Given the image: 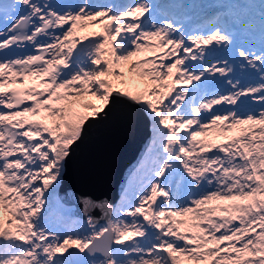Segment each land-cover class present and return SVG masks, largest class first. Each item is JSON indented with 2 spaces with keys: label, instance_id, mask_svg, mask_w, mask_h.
I'll return each instance as SVG.
<instances>
[{
  "label": "snow or ice",
  "instance_id": "obj_1",
  "mask_svg": "<svg viewBox=\"0 0 264 264\" xmlns=\"http://www.w3.org/2000/svg\"><path fill=\"white\" fill-rule=\"evenodd\" d=\"M188 7L0 0V264H264V0L206 30ZM117 97L151 118V167L61 231L72 146Z\"/></svg>",
  "mask_w": 264,
  "mask_h": 264
},
{
  "label": "water",
  "instance_id": "obj_2",
  "mask_svg": "<svg viewBox=\"0 0 264 264\" xmlns=\"http://www.w3.org/2000/svg\"><path fill=\"white\" fill-rule=\"evenodd\" d=\"M105 113L85 122L81 140L72 146L60 185L59 197L64 203L76 204L73 214L82 217L84 198L116 206L125 180L150 138L149 118L127 99L117 97ZM91 215L106 222L100 209H93Z\"/></svg>",
  "mask_w": 264,
  "mask_h": 264
},
{
  "label": "rangeland",
  "instance_id": "obj_3",
  "mask_svg": "<svg viewBox=\"0 0 264 264\" xmlns=\"http://www.w3.org/2000/svg\"><path fill=\"white\" fill-rule=\"evenodd\" d=\"M199 2H202V0H200ZM244 2L248 3L249 0H244ZM210 27L211 25L207 27L205 26L204 27L205 29L204 28H199V29L206 30L207 28H210ZM145 114L150 119L151 145H149V147L146 149L145 154L143 155L140 161V165L135 170H133V172L129 175L127 179V182H126L127 186L124 192L125 193L126 191L128 192L129 198H131L132 194L135 193L137 189L139 188L140 181L144 178L147 169L151 167V161L154 157V152L152 151L153 150V139H154L152 121L146 112ZM58 188H59V185L56 188L55 193L53 194V207L50 213V221L56 224L58 229L61 231L67 232L68 227L70 228L68 231L83 230L80 226L73 223L74 220H73V215L71 211L74 208V205H65L60 201L58 197ZM124 196L125 194L123 195V197ZM79 220L80 222L85 221L84 218H80ZM100 225H103V223H100Z\"/></svg>",
  "mask_w": 264,
  "mask_h": 264
},
{
  "label": "bare ground",
  "instance_id": "obj_4",
  "mask_svg": "<svg viewBox=\"0 0 264 264\" xmlns=\"http://www.w3.org/2000/svg\"><path fill=\"white\" fill-rule=\"evenodd\" d=\"M211 5H214V3H211Z\"/></svg>",
  "mask_w": 264,
  "mask_h": 264
}]
</instances>
